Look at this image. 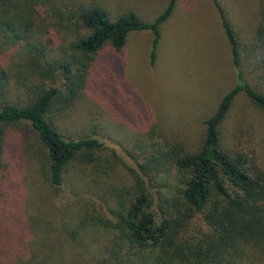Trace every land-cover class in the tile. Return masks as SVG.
Listing matches in <instances>:
<instances>
[{
    "label": "trees",
    "instance_id": "trees-1",
    "mask_svg": "<svg viewBox=\"0 0 264 264\" xmlns=\"http://www.w3.org/2000/svg\"><path fill=\"white\" fill-rule=\"evenodd\" d=\"M212 1L238 81L194 144L156 119L141 127L121 113L115 122L143 131L127 150L130 165L93 134L66 137L58 117L89 89L101 52L122 51L131 31H151L154 64L178 0L152 21L132 11L114 15L102 0H0V264H264V165L249 131L225 132L239 94L264 114V0L246 36ZM19 87L26 95L15 99ZM25 153L51 187L79 168L71 192L100 197V206L81 205L76 222L62 220L84 252L70 257L61 249L57 257L54 245L43 253L28 248L32 225L20 216L15 183Z\"/></svg>",
    "mask_w": 264,
    "mask_h": 264
},
{
    "label": "rangeland",
    "instance_id": "rangeland-1",
    "mask_svg": "<svg viewBox=\"0 0 264 264\" xmlns=\"http://www.w3.org/2000/svg\"><path fill=\"white\" fill-rule=\"evenodd\" d=\"M219 1L235 27L243 30L245 36L250 34L259 0ZM102 2L114 15L132 11L142 19L152 21L165 10L169 0ZM151 46V31L133 30L122 51L113 53L106 48L101 52L89 89L69 114L58 117L60 129L66 137L93 134L115 149L130 165H135V161L127 150L143 131L139 130V125L115 122L122 117L121 113L135 118L140 126L146 119H156L191 144L200 141L204 119L238 81V71L233 65L230 46L214 2L178 0L172 15L162 25L154 64L151 63ZM244 70L249 77L247 64ZM25 92L26 87H19L15 99L17 95H26ZM57 115L58 111L52 112V116ZM240 128L253 135L259 159L264 165V114L244 94L237 96L225 122L227 136ZM19 168L15 181L19 191L16 205L20 211L25 209V214L20 216L32 225L28 248L43 253L47 249L41 252L43 247L54 245L55 250L58 249L57 257L61 249L70 257L84 252L85 248L79 245L78 239L70 241L62 224L63 219L68 225L76 222L82 204L101 205L100 197L94 191L71 192V181H77L81 169L72 170L68 176L72 180L67 179L57 189L48 184L43 170H38L41 164L33 161L30 154L23 155ZM124 171L121 166L119 173L123 175ZM108 180L113 181V178ZM38 257L45 258V254Z\"/></svg>",
    "mask_w": 264,
    "mask_h": 264
}]
</instances>
